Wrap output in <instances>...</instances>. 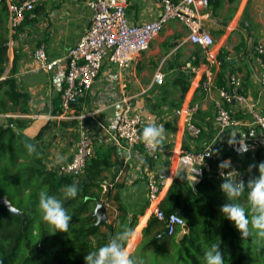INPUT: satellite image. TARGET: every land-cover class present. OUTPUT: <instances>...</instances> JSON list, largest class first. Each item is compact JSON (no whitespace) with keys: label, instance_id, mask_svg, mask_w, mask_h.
<instances>
[{"label":"crops","instance_id":"obj_1","mask_svg":"<svg viewBox=\"0 0 264 264\" xmlns=\"http://www.w3.org/2000/svg\"><path fill=\"white\" fill-rule=\"evenodd\" d=\"M85 1L42 0L15 32H10L7 19L9 41L5 73L13 72L18 88L27 92L30 99L25 113L13 116L0 113V124H12L17 133L42 145L44 164L49 170L56 171L71 159L82 131L93 141L94 154L109 149L107 166H111V172L106 173L107 180L122 186L119 190L124 207L130 216H139L136 237L150 217L149 178L161 181L163 196L176 175L183 176L192 187L203 180L201 168V174L192 184V172L200 164L192 160L188 152L213 147V150L221 149L215 158L227 152L240 157L238 150L245 147L247 151L264 148L263 132L248 125L236 104L229 105L235 124L227 131L218 132L213 106L218 86L225 85L229 74L234 73L241 80L244 94L264 113V88L259 81L264 54L259 58L256 51L258 44L264 45V0H209L202 10V26L214 39L210 52L227 62L224 67L208 63L201 46L188 39L187 28L178 20H170L151 41L150 47L133 59L124 71L104 63L92 86L74 106L71 118L53 119L49 116L59 110L66 65L64 54L89 22L90 12ZM160 10L159 0H127L125 7L130 23L151 20ZM41 45L50 59H57L51 70L41 67L34 59L33 51ZM158 68L165 75L161 85L151 83ZM207 70H212L215 77L210 93L201 85ZM181 77L189 83L183 99L181 85L175 82ZM128 98L133 110L141 115L144 127L156 123L166 129L164 146L150 164L142 147L127 148L111 136ZM194 106L196 110L190 118L201 128L198 137L190 135L185 121L188 108ZM17 117L20 121L14 120ZM232 133H237V143L230 146L227 141ZM239 134H245L243 143ZM58 155L62 157L60 163L56 162ZM240 173L238 179L247 182L251 173L248 170ZM73 178L81 189L86 181L84 173ZM102 203L107 222L112 221L118 213L116 204ZM134 237L130 240L134 241Z\"/></svg>","mask_w":264,"mask_h":264},{"label":"trees","instance_id":"obj_2","mask_svg":"<svg viewBox=\"0 0 264 264\" xmlns=\"http://www.w3.org/2000/svg\"><path fill=\"white\" fill-rule=\"evenodd\" d=\"M7 19L6 0H0V113H25L29 94L18 88L13 72L5 73L9 41ZM221 64L224 67L227 62ZM175 82L181 85L183 99L189 83L183 77ZM12 126L0 124V197H5L22 216L0 205V264H85L87 253L98 250L117 232L131 228L136 233L140 218L130 216L124 207L119 190L122 186L107 180L106 173L111 172V166H107L109 149H105L90 157L83 171L85 183L74 199L65 201L68 214L72 216L69 231L52 234L51 227L42 220L39 193L44 190L62 198L61 189L74 183V178L47 169L43 146L17 133ZM27 143L36 146L35 153L29 154ZM215 150L220 152L221 149ZM145 155L149 163L152 157ZM227 157L237 170H248L250 164L264 162V148L244 152L240 157L228 152L221 154L211 160L212 169L215 171ZM213 170H203L204 178L195 187L181 175L175 176L163 196V185L160 186L155 205L167 214L177 213L183 217L187 230L181 227L173 234L160 235L164 223L150 208L147 224L136 237L134 234V241L127 242L132 257L139 264H203L205 249L218 242L217 238L226 264H264V244L242 240L234 223L221 214L220 207L228 201ZM250 173V177L259 175L256 168ZM102 201L116 204L118 213L112 221L96 223L93 208ZM237 202L250 216L247 192Z\"/></svg>","mask_w":264,"mask_h":264},{"label":"built area","instance_id":"obj_3","mask_svg":"<svg viewBox=\"0 0 264 264\" xmlns=\"http://www.w3.org/2000/svg\"><path fill=\"white\" fill-rule=\"evenodd\" d=\"M40 1L42 0H6L10 32L16 31L27 14L32 12ZM159 1L161 10L158 16L140 23H130L128 21L125 11L127 0L85 1L86 7L90 12L89 22L78 39L67 48L64 54L66 65L59 95V110L49 116L50 118H71L70 113L74 111V106L80 102L82 96L92 86L104 63H111L120 68L121 72L124 71L130 67L133 59L150 47L151 41L170 20H178L187 28L188 39L201 46L208 63L213 65V67L221 65L220 58L210 52L214 39L202 26V10L208 6L209 0ZM256 51L259 58H262L264 45L258 44ZM33 56L39 65L47 70H51L57 63V59L48 57L42 45L34 49ZM164 77L163 71L158 68L153 74L151 83L161 85L164 82ZM259 81L264 88V63L262 61ZM201 85L206 92H211L215 86V77L212 70H207L206 78ZM123 87H125V84H123ZM231 104H236L244 117L247 118L248 125L256 130H261L264 136V113L260 112L254 100L242 92L241 80L234 73L229 74L225 85L218 86V96L213 98L215 123L218 132L227 131L235 124L231 113L232 107L229 106ZM195 110V106L188 108L189 115L185 118L186 128L192 137H198L201 133V128L194 124L190 118L191 113ZM15 114L20 113H6L5 115L13 116ZM90 115L93 114L90 113ZM143 128L144 123L141 115L133 110L129 98L126 99L125 106L111 132V136L127 148L141 144L145 154H149L140 139ZM210 149L206 148L202 151L188 152L187 154L195 162L204 163L203 170L211 172L213 169L210 162L215 158V155L212 157L205 156L203 161V154ZM94 151L93 141L82 131L71 159L58 166L56 172L72 177L82 175L85 165L94 154ZM149 155L153 159L158 156L157 151ZM219 171L216 168L213 173L216 179L222 183L223 180L219 175ZM237 171L240 173L239 170ZM161 185V181L149 178L148 199L150 208L152 214L164 223L167 234H173L185 224V221L177 213L167 214L155 205L159 199V188ZM105 204L107 205V203Z\"/></svg>","mask_w":264,"mask_h":264},{"label":"clouds","instance_id":"obj_4","mask_svg":"<svg viewBox=\"0 0 264 264\" xmlns=\"http://www.w3.org/2000/svg\"><path fill=\"white\" fill-rule=\"evenodd\" d=\"M237 133L229 135L227 143L232 146L235 145ZM240 136V142L245 140V134ZM166 129L162 124L149 123L141 133L140 139L149 154H154L164 146L166 140ZM216 144V142L214 143ZM29 154L36 152V146L31 143L25 145ZM248 149L245 147L238 150L239 154L243 155L244 151ZM38 155V153H37ZM219 155V150H213V147L203 154V161L205 156L212 157ZM187 159V158H186ZM62 157L57 156L56 162L60 163ZM204 163H201L198 168L192 172V184L197 180V176L201 174V168ZM253 168L258 169L259 175L250 177L247 182L243 179H238L241 176L232 165L231 159H224L218 164L219 175L223 182L220 184V190L227 198V203L220 207V212L229 221L234 223L235 228L241 234V239L244 241L252 240L253 243L264 244V162L259 164H250L248 171L251 172ZM227 170V171H225ZM195 173V175H194ZM79 189L75 183L65 185L61 189L62 198L55 195H49L47 191H40L39 193V210L41 212L42 220L48 224L52 229V234L57 231L65 233L70 229V221L72 216L68 214L65 207V201L74 199L78 195ZM247 192V203L250 206L251 215L246 212L245 207L237 201L241 196ZM134 230L131 228H124L112 236L109 241L98 248L94 252H88L84 257L85 264H139L134 259L127 247V242L134 236ZM212 243L208 246L202 257L203 264H226L224 255L220 251V241Z\"/></svg>","mask_w":264,"mask_h":264},{"label":"water","instance_id":"obj_5","mask_svg":"<svg viewBox=\"0 0 264 264\" xmlns=\"http://www.w3.org/2000/svg\"><path fill=\"white\" fill-rule=\"evenodd\" d=\"M0 205L5 206L11 213L17 216H22V213L15 207H13L5 197H0ZM93 214L96 216L97 219L96 223L107 222L108 220L106 208L102 202L96 203V205L93 208ZM182 228L184 231L187 230V226L185 224L182 226ZM166 234H167V230L166 228H164V230L160 235H166Z\"/></svg>","mask_w":264,"mask_h":264}]
</instances>
